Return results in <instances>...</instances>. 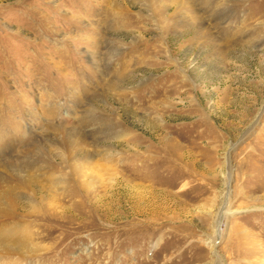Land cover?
Segmentation results:
<instances>
[{
  "label": "rangeland",
  "instance_id": "1",
  "mask_svg": "<svg viewBox=\"0 0 264 264\" xmlns=\"http://www.w3.org/2000/svg\"><path fill=\"white\" fill-rule=\"evenodd\" d=\"M108 1L0 0V135L22 139L7 160L51 153L62 177L55 196L27 189L24 264H264V0L210 1L222 53L179 24L206 0L168 22ZM73 128L78 157L105 154L70 173ZM51 219L67 222L51 235Z\"/></svg>",
  "mask_w": 264,
  "mask_h": 264
},
{
  "label": "bare ground",
  "instance_id": "2",
  "mask_svg": "<svg viewBox=\"0 0 264 264\" xmlns=\"http://www.w3.org/2000/svg\"><path fill=\"white\" fill-rule=\"evenodd\" d=\"M122 1L130 4L149 6L156 13L155 15H159L163 20L165 19V22L174 18L168 17L163 8L173 5L178 7L175 10L178 12L182 3V0H113L110 2L112 12L114 14H119L122 17L126 14L124 6H122ZM210 1L213 2L212 0L202 2L204 10L200 8L201 12L195 11V6H185V8H187L185 9V12H187L185 17H189L190 20L185 19L184 21H180L179 24L183 23V26H185L186 23H196L200 21L197 26H194L199 38H202L205 43L214 44V52L222 53L230 46L221 45L218 36L220 34L219 30L217 31L216 29V31H211V29L213 30L214 28H217V26L207 22V20H210V17L212 18L214 16V11H211L213 7L211 6ZM174 25L175 24L166 25L167 32L165 30L163 31L170 34ZM225 33L227 34L228 32L225 31ZM106 54L109 56L110 60H113V54L111 52ZM115 79L107 78L106 85L108 86V92H112V94L117 97L120 96V94L123 95L124 90L121 85L119 86L115 84ZM122 82L123 81L120 79V83ZM96 117L97 116H94L93 118L96 119ZM95 119H93V121H95ZM93 125L94 127H100L101 124L99 125L98 123H95ZM99 129L90 133L95 135L98 133ZM127 135L128 134L122 132L118 133L117 137H120L121 141L127 142V139H125ZM20 142H22V139L19 135L14 137L9 136L8 134H5L4 136L0 135V155H2L0 159V264L2 261V264H24V259L27 257L39 255V243H36V239H38L37 233L26 220L24 215L26 211H23L25 209H22L23 207L26 208V206H29L32 210L36 208V205L33 203V198L27 193V189H31L30 187H32L34 192L38 188L45 189L48 192V196H55L57 195L56 188L62 178L60 175L56 174V170H54L51 163V153L47 154L45 157L42 155L43 158L40 160H31L32 162H29L25 159L27 157V151H23L21 154H24V156L20 154L17 159L7 160L9 156L12 155V152H14V148H16L17 144H20ZM85 142H87L86 138L79 137V131L77 128H73L72 132L64 135L62 140L63 148H65V151L68 153V155L64 154V158H67L66 160L70 173H72V170L77 172L82 169V160L86 159L88 162L92 163L96 160V157H103V154H105L104 150L95 149L93 151L89 150L83 158L78 157L76 151H72V148L77 145L86 144ZM6 149L9 151L4 153ZM3 161L4 163H2ZM55 199L52 198L54 202ZM66 220L67 219H61L60 221H57L56 219H53L52 221L54 223L51 221L52 225L48 227L49 233L51 235L55 233L60 226L66 224Z\"/></svg>",
  "mask_w": 264,
  "mask_h": 264
}]
</instances>
